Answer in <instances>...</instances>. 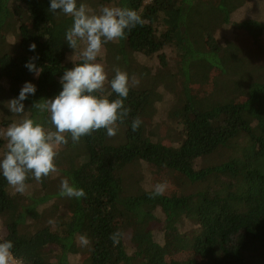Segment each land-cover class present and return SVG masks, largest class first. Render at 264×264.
Returning a JSON list of instances; mask_svg holds the SVG:
<instances>
[{
  "label": "trees",
  "instance_id": "trees-1",
  "mask_svg": "<svg viewBox=\"0 0 264 264\" xmlns=\"http://www.w3.org/2000/svg\"><path fill=\"white\" fill-rule=\"evenodd\" d=\"M77 3L93 12L128 7L144 20L97 57L108 77L97 95L119 98L110 81L115 68L126 71L130 112L114 137L100 129L73 143L66 134L57 171L40 182L29 174L23 194L0 173V242H13L20 264H264V0ZM50 4L0 0V35L18 41L17 54L0 41V130L23 118L7 102L26 82L37 90L23 101L25 115L55 130L50 114L32 106L62 91L75 50L65 40L72 18ZM37 56L38 78L25 67ZM216 91L232 99L202 111ZM167 98L174 101L158 121ZM6 143L0 136V158ZM64 178L86 198L59 195ZM163 181L166 192L149 198ZM118 230L124 236L114 246Z\"/></svg>",
  "mask_w": 264,
  "mask_h": 264
},
{
  "label": "clouds",
  "instance_id": "clouds-1",
  "mask_svg": "<svg viewBox=\"0 0 264 264\" xmlns=\"http://www.w3.org/2000/svg\"><path fill=\"white\" fill-rule=\"evenodd\" d=\"M58 9L73 20L65 33V40L75 50L66 59L75 66L64 72L60 79L62 91L57 96L41 99L32 106L41 114H50V123L55 130L45 129L41 122L25 115L23 101L29 95H35L37 90L31 82H26L19 96L7 102L10 111L23 118L9 124L6 130H0V136L7 141L5 154L0 158V173L20 194L27 190L29 174L40 182L43 177L57 171L55 158L58 147L68 144L66 134H70L73 143H79L82 137L100 129H106L107 136L114 137L118 122L123 123L130 112L124 106V99L130 90L126 71L115 68V75L110 81L112 92L119 98L110 101L106 95H97L104 92L108 80L104 66L97 62V57L104 44L125 38V30L143 26L144 20L136 10L128 7L104 5L99 12H93L84 3L78 5L77 0H51L49 11L56 13ZM35 49L36 44L32 43L29 50ZM36 59L38 56L30 58L25 67L38 78L43 69L36 67L33 62ZM141 123L139 117L133 119L131 130L137 131ZM167 188V181L156 183L149 198L162 196ZM59 195L86 198L84 189L70 184L68 178L61 180ZM123 236L124 233L119 230L113 232L110 235L113 245H119ZM79 240L84 246L90 243L86 234L81 235ZM13 247L10 240L0 242V264H20L11 251Z\"/></svg>",
  "mask_w": 264,
  "mask_h": 264
},
{
  "label": "rangeland",
  "instance_id": "rangeland-1",
  "mask_svg": "<svg viewBox=\"0 0 264 264\" xmlns=\"http://www.w3.org/2000/svg\"><path fill=\"white\" fill-rule=\"evenodd\" d=\"M151 1V0H150ZM0 41H5V43L7 44V46L9 45L10 48L12 49V52L13 54H17V50L16 52H14V48L17 46L18 44V41L16 39V37H14V35L10 32H7V34L4 36V37H1L0 35ZM226 56L229 57L230 56V53H226ZM141 59L140 56L136 57L134 55H131V61L134 63L136 61H139ZM213 97V98H212ZM210 100H208L207 102H205V104H202V106H200L199 108L203 111L207 108H211L215 105H219L221 103H226L228 101H230L232 98L229 96V95H226V96H222L220 94H217V91L214 93V96H212ZM174 101V99H166V100H163L161 103H160V109H159V112L156 114L155 118L158 120V121H161V120H164L165 118H167V109L168 107L172 104V102ZM204 107V108H203ZM178 110V113H179V116H183V110L181 107H178L177 108ZM175 120H178V119H175ZM61 156L57 154L56 156V160H61ZM70 162H74V160H70L68 162V164ZM137 168L141 171V166L140 164L136 165ZM156 173H159L158 171ZM163 176L166 174L165 173H162ZM161 176V175H160ZM183 213V209H177L174 211V216L176 215L178 218H179V215H181Z\"/></svg>",
  "mask_w": 264,
  "mask_h": 264
}]
</instances>
